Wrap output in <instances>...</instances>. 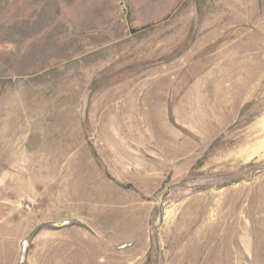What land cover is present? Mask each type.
<instances>
[{
	"label": "rangeland",
	"instance_id": "1",
	"mask_svg": "<svg viewBox=\"0 0 264 264\" xmlns=\"http://www.w3.org/2000/svg\"><path fill=\"white\" fill-rule=\"evenodd\" d=\"M0 264H264V0H0Z\"/></svg>",
	"mask_w": 264,
	"mask_h": 264
}]
</instances>
